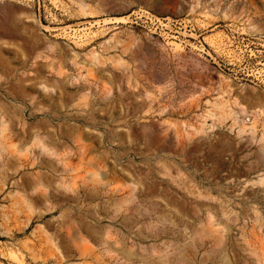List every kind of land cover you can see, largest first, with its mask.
I'll use <instances>...</instances> for the list:
<instances>
[{
  "label": "rangeland",
  "instance_id": "374dc122",
  "mask_svg": "<svg viewBox=\"0 0 264 264\" xmlns=\"http://www.w3.org/2000/svg\"><path fill=\"white\" fill-rule=\"evenodd\" d=\"M0 264H264V0H0Z\"/></svg>",
  "mask_w": 264,
  "mask_h": 264
}]
</instances>
